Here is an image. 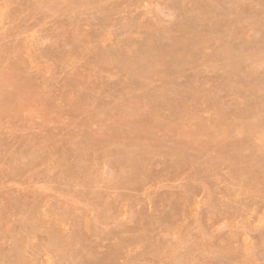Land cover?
<instances>
[{
    "label": "rangeland",
    "instance_id": "1",
    "mask_svg": "<svg viewBox=\"0 0 264 264\" xmlns=\"http://www.w3.org/2000/svg\"><path fill=\"white\" fill-rule=\"evenodd\" d=\"M41 176L202 211L190 255L264 264V0H0V179Z\"/></svg>",
    "mask_w": 264,
    "mask_h": 264
},
{
    "label": "crops",
    "instance_id": "2",
    "mask_svg": "<svg viewBox=\"0 0 264 264\" xmlns=\"http://www.w3.org/2000/svg\"><path fill=\"white\" fill-rule=\"evenodd\" d=\"M83 180L1 177L0 198H6L3 204L0 200V209L5 211L0 215V255L54 257L49 261L44 259V264H91L89 258L77 261L78 255L84 252L83 256L100 259L113 255L109 253L114 251L119 257L131 255L140 264L211 261L190 255L205 234L203 228L211 222L204 218L206 213L196 209L139 206L129 201L130 194L98 191L93 182ZM168 231L179 237V247L174 246L177 241L169 246ZM63 248H70L69 257L77 260L58 258L64 257Z\"/></svg>",
    "mask_w": 264,
    "mask_h": 264
}]
</instances>
